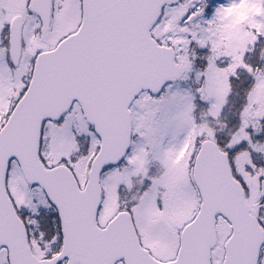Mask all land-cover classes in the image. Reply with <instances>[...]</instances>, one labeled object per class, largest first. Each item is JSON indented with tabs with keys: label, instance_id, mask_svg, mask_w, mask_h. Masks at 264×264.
<instances>
[{
	"label": "snow or ice",
	"instance_id": "snow-or-ice-1",
	"mask_svg": "<svg viewBox=\"0 0 264 264\" xmlns=\"http://www.w3.org/2000/svg\"><path fill=\"white\" fill-rule=\"evenodd\" d=\"M0 264H264V0H0Z\"/></svg>",
	"mask_w": 264,
	"mask_h": 264
}]
</instances>
